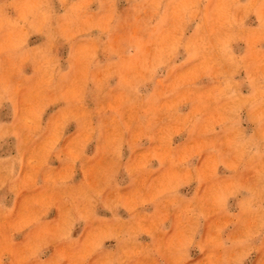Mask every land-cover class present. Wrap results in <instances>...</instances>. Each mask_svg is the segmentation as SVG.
<instances>
[{
  "label": "clouds",
  "instance_id": "obj_1",
  "mask_svg": "<svg viewBox=\"0 0 264 264\" xmlns=\"http://www.w3.org/2000/svg\"><path fill=\"white\" fill-rule=\"evenodd\" d=\"M0 264H264V0H0Z\"/></svg>",
  "mask_w": 264,
  "mask_h": 264
}]
</instances>
